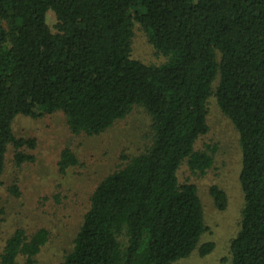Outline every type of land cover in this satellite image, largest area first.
<instances>
[{
  "label": "trees",
  "instance_id": "trees-1",
  "mask_svg": "<svg viewBox=\"0 0 264 264\" xmlns=\"http://www.w3.org/2000/svg\"><path fill=\"white\" fill-rule=\"evenodd\" d=\"M136 25L161 64L132 57ZM211 97L241 150L244 204L230 264H264V0H0V187L9 147L16 165L34 161L21 151L35 140L13 134L17 116L62 113L73 135L89 137L137 107L151 120L149 144L99 182L60 264H176L196 250L203 208L178 171L185 162L200 173L212 165L195 149L209 131ZM77 164L64 148L59 172ZM209 193L224 211L226 194ZM47 238L44 229L16 230L0 264H34Z\"/></svg>",
  "mask_w": 264,
  "mask_h": 264
},
{
  "label": "rangeland",
  "instance_id": "rangeland-1",
  "mask_svg": "<svg viewBox=\"0 0 264 264\" xmlns=\"http://www.w3.org/2000/svg\"><path fill=\"white\" fill-rule=\"evenodd\" d=\"M47 23L53 29L56 20L52 13L47 15ZM132 57L145 64L164 61L148 44L146 32L138 25L134 29ZM207 124L209 131L199 139L195 149L208 153L211 167L205 173L193 172L185 162L178 171L180 183L197 188L207 230L196 250L176 264H230L229 244L241 218L244 198L239 181V136L214 97L208 101ZM150 127L149 115L138 107L104 133L91 137L73 135L62 113L36 120L17 116L12 124L13 134L16 138L35 140L33 149L21 151L32 155L34 161L18 166L13 148H8L0 187V253L16 230L21 229L30 236L44 229L48 240L34 264H60L74 246L93 191L121 165L122 157L137 155L149 144ZM66 147L76 156L78 164L63 174L59 172L58 162ZM211 186L226 194L224 211L215 208L209 193ZM12 188H16L17 195ZM207 243H212L214 249L202 257L198 250ZM18 262L25 263L23 258Z\"/></svg>",
  "mask_w": 264,
  "mask_h": 264
}]
</instances>
